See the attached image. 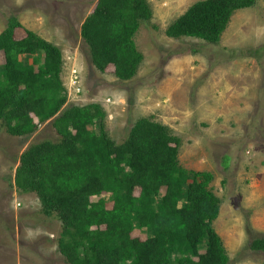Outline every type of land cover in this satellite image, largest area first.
Wrapping results in <instances>:
<instances>
[{
    "label": "trees",
    "instance_id": "trees-1",
    "mask_svg": "<svg viewBox=\"0 0 264 264\" xmlns=\"http://www.w3.org/2000/svg\"><path fill=\"white\" fill-rule=\"evenodd\" d=\"M257 0H198L166 28L172 38L219 43L233 14ZM147 0H97L81 26L92 62L132 79L144 58L134 36L150 20ZM62 51L14 15L0 33V125L29 135L52 119L60 137L20 155L15 185L36 193L61 222L58 246L69 264H227L214 227L221 199L213 172L178 160L180 136L138 118L124 140L105 130L98 102L64 108ZM138 231V233H136ZM252 249L264 252V237Z\"/></svg>",
    "mask_w": 264,
    "mask_h": 264
},
{
    "label": "rangeland",
    "instance_id": "rangeland-1",
    "mask_svg": "<svg viewBox=\"0 0 264 264\" xmlns=\"http://www.w3.org/2000/svg\"><path fill=\"white\" fill-rule=\"evenodd\" d=\"M96 1L0 0V33L14 15L59 46L68 96L64 108L100 103L106 133L115 141L124 140L140 117L162 122L180 136V165L214 174L211 186L221 199L214 227L229 256L227 264H264V252L251 247L264 237V0L238 9L217 44L168 37L153 18L172 0H147L152 17L134 36L144 58L127 81L111 68L100 72L81 35ZM184 1L182 8L195 0ZM67 54L73 56L69 64ZM190 62L195 65L188 68ZM69 65L79 71L80 93L67 84ZM201 74L208 79L203 81ZM229 83H234L231 89ZM52 119L24 136L0 125V264H69L58 246L61 222L43 213L36 193L15 185L21 153L35 142L60 137Z\"/></svg>",
    "mask_w": 264,
    "mask_h": 264
},
{
    "label": "crops",
    "instance_id": "crops-1",
    "mask_svg": "<svg viewBox=\"0 0 264 264\" xmlns=\"http://www.w3.org/2000/svg\"><path fill=\"white\" fill-rule=\"evenodd\" d=\"M198 0L192 1L191 3L187 4V6L185 8H182V6L184 5L185 1L184 0H177V1H168L169 2V7L165 8L161 5V10H157L156 13H154V15H157V18H153V23L155 21H157V23L162 27L165 26V29L169 26L170 23H172L177 17H179L181 14H183L187 8L193 4L194 2H196ZM159 11H161V13H159ZM176 14V16L174 18H170L172 15ZM231 22V21H230ZM230 24V23H229ZM229 27V25H228ZM227 27V29H228ZM226 31V30H225ZM224 35V33H223ZM222 35V37H223ZM172 38V37H170ZM204 41V40H203ZM196 64H199V60H196ZM195 64H192L191 62L188 65V68L191 66H194ZM196 73L198 72V70L195 71ZM208 72H210L209 68H208ZM193 74L191 77L193 79V81H195L197 74ZM212 74L211 72L209 73V75ZM202 75V80L204 81L206 78L208 79L209 76L201 74ZM189 77V76H188ZM211 77H214L213 75H211ZM215 78V77H214ZM235 78V77H234ZM236 82V81H234ZM234 83H229V89L232 88V85Z\"/></svg>",
    "mask_w": 264,
    "mask_h": 264
},
{
    "label": "built area",
    "instance_id": "built-area-1",
    "mask_svg": "<svg viewBox=\"0 0 264 264\" xmlns=\"http://www.w3.org/2000/svg\"><path fill=\"white\" fill-rule=\"evenodd\" d=\"M73 56L72 54H67L66 55V61H68V64L72 62ZM70 76L68 78L67 84L69 85L70 88H73L76 93L81 92V84H80V75H78L79 71L75 67V65L70 66ZM111 98H108V102H111Z\"/></svg>",
    "mask_w": 264,
    "mask_h": 264
},
{
    "label": "clouds",
    "instance_id": "clouds-1",
    "mask_svg": "<svg viewBox=\"0 0 264 264\" xmlns=\"http://www.w3.org/2000/svg\"><path fill=\"white\" fill-rule=\"evenodd\" d=\"M169 37V36H168Z\"/></svg>",
    "mask_w": 264,
    "mask_h": 264
}]
</instances>
